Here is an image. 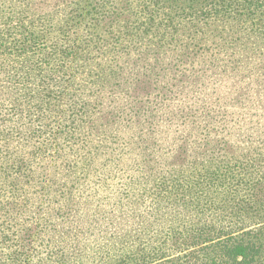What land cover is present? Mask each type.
<instances>
[{
    "label": "trees",
    "instance_id": "16d2710c",
    "mask_svg": "<svg viewBox=\"0 0 264 264\" xmlns=\"http://www.w3.org/2000/svg\"><path fill=\"white\" fill-rule=\"evenodd\" d=\"M4 2L47 14L75 0ZM86 4L89 16L57 26L73 36L60 54L107 67V84L54 106L49 88L32 103L0 87V264H80L82 215L102 237L119 228L106 264H264V0ZM169 148L182 160L165 162L177 174L163 205L168 170L154 155ZM26 205L31 225L15 221ZM51 216L75 221L66 231Z\"/></svg>",
    "mask_w": 264,
    "mask_h": 264
},
{
    "label": "rangeland",
    "instance_id": "374dc122",
    "mask_svg": "<svg viewBox=\"0 0 264 264\" xmlns=\"http://www.w3.org/2000/svg\"><path fill=\"white\" fill-rule=\"evenodd\" d=\"M86 1L87 0H75V3L70 7L61 8L57 11L55 10L54 13L49 12L47 14L35 11L29 4L17 9L9 5L7 6L6 2L2 3L0 6V87L5 86L14 90L21 89V96L28 98L32 103H34L37 98L33 96L34 91L49 88L51 90V104L54 106L60 103L68 93L74 90L82 88L86 90L89 88L93 89L99 84H107V80L111 79V73L107 67L101 64L87 63L77 58H72L69 49H66L65 53L60 54V50H63L64 46L67 44V42L63 41L68 38H73V36L70 34V29L62 33L61 31H57V26L69 28L66 19L71 15H73L74 20H81L82 17L89 16V9L86 7ZM73 30L80 34L78 29L74 28ZM16 38L19 41H16ZM13 40L16 41L14 44L19 42L21 46H16L14 48L12 46L9 47ZM78 42L80 43L79 40ZM11 51L13 54H9ZM254 76H258V70L251 69L245 81L248 80L254 84ZM140 88L143 89L145 87L140 86ZM262 89L264 90V88ZM29 93L31 98L28 95ZM218 94H222L221 98L225 97V99H227V96L225 93H222L221 90L218 91ZM250 102H252V99H250ZM193 142H195V140L191 141V143ZM154 158L161 163L168 162L170 159H175L178 163L176 165H179L182 160L181 156L178 154L173 155L172 148L160 152L159 155H154ZM201 161L210 162L205 156H200V162ZM165 167L168 172L166 176L161 179V182L164 183V187L167 189V192H163L165 198L168 195L169 197L163 201V205L165 203L168 204V200L174 201L175 199V193L169 192V190H173L170 186L174 178L170 177L177 174V172L174 174L175 170L170 168V165L168 166V164L165 163ZM189 170V168L185 167V170L179 175L180 177L182 176L179 179L180 182L184 183L187 182L189 178H192V174L190 176V173H188ZM154 195L155 194H153V196ZM82 202L83 200L81 201V205ZM35 204L37 206H42L45 210L47 208L52 210L57 206V204L51 203V199L48 201V204L45 202H35ZM4 205L5 203L1 202L0 208ZM36 205L21 207L22 209H26H24V213H21L15 218L16 223L31 225L33 222L32 211L37 209ZM45 213L50 214L48 211ZM198 213V211H187L181 212V215L194 217V215ZM173 214H178V211ZM0 216L4 221L5 215L3 212L0 213ZM81 217H84V215L76 218V230L81 241L84 242L81 248L78 249L83 256V259H80V264H86V252L88 249L96 250L98 248L99 250H97V253L93 251L90 254L87 264H106L110 262L112 258L111 253L113 251L112 246L117 240L113 239V235L119 228L115 226L114 233H112L110 237H102L104 231H107L106 236H108L110 231L105 227L94 231L95 221L91 220L88 216L84 218ZM86 217L89 219L87 222L85 221ZM5 220H7V218ZM74 221L75 218L73 217L69 220H65L64 224H61L51 216V223H54V225L57 223H59V225H65L66 231L71 228L70 224H73ZM54 225H51V233L52 226ZM89 229L90 232L94 231L100 234V236L93 238H90V236L87 237V234L90 233ZM68 234L72 235V232ZM89 239H91L93 244H88ZM116 245L117 244H115V247ZM167 259L169 258H166V260ZM166 260L161 259L158 262ZM74 262L77 264L76 259Z\"/></svg>",
    "mask_w": 264,
    "mask_h": 264
}]
</instances>
